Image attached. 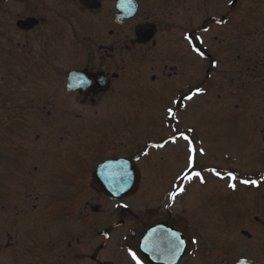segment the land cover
I'll use <instances>...</instances> for the list:
<instances>
[{
    "label": "flooded vegetation",
    "instance_id": "obj_1",
    "mask_svg": "<svg viewBox=\"0 0 264 264\" xmlns=\"http://www.w3.org/2000/svg\"><path fill=\"white\" fill-rule=\"evenodd\" d=\"M16 2L27 11L17 29L36 24L18 29L26 71L0 81V180L28 167L26 181L0 186L10 202L0 207V250L11 260L3 264H136L129 251L140 264H200L189 207L175 210L188 190L179 191L189 158L175 171L187 145L176 135L146 138L142 112L164 92L174 106L201 95L213 118L264 125V0ZM39 27L42 54L29 35ZM158 147L176 154L150 156ZM116 159L140 175L129 197L106 196L94 180ZM148 164L158 181L143 178ZM151 183L172 189L160 205L137 197Z\"/></svg>",
    "mask_w": 264,
    "mask_h": 264
},
{
    "label": "rangeland",
    "instance_id": "obj_2",
    "mask_svg": "<svg viewBox=\"0 0 264 264\" xmlns=\"http://www.w3.org/2000/svg\"><path fill=\"white\" fill-rule=\"evenodd\" d=\"M24 6L25 3L16 0H0V81H10L12 71H26L25 68L20 69L17 62L23 58L21 55L27 52V36L20 34L16 27L17 19L27 15ZM42 30L44 29L39 27L29 34L36 40L33 51L40 54L44 48L37 36ZM37 62L39 60L35 59L34 63ZM182 81L184 79H181ZM181 82L178 80V84ZM1 87L0 92L5 89ZM12 88L6 92H11ZM19 91H22V88L19 87ZM168 97L164 92L157 106L146 107L142 112L144 123L141 128L146 138L158 134V141H163L162 135H165V139L168 135H176L184 140L180 145L185 141L192 144L194 151L189 155L185 151L182 160H174L176 164L181 165L175 169L180 174L190 156L189 176H192L191 186H187L184 197L176 202L175 210L182 213L186 212V206L189 207L187 208L192 215L195 245L204 249L201 254L204 258L199 260L200 264H221L223 260L232 264L240 258H252L264 264V125H255L253 121L246 119L229 122L219 120L215 115L216 118H213L211 109L202 104L201 95L184 103L183 108H180L181 104L174 106ZM85 117L88 118L86 115ZM116 138L114 141L121 139ZM160 150L162 149L159 147L158 150L151 149L150 156L158 158L162 157L163 153H175H172L171 149L167 152ZM27 168L26 166L21 171L20 176H14L4 170L0 180L3 185L0 186L6 189L16 181H26ZM156 171L148 164L143 178L158 181ZM229 174L236 179H229ZM162 176L170 175L161 173L159 177ZM242 180L249 183H241ZM5 181L9 184L5 185ZM252 181H256V184L253 185ZM230 184H235V188L230 187ZM169 191H172L169 185L160 188L152 184L142 189L137 197H142L145 193L152 204L160 205ZM9 203L0 201V207H10ZM254 216L258 217V222ZM5 259L7 262L11 261L9 253H2L0 250V264H3Z\"/></svg>",
    "mask_w": 264,
    "mask_h": 264
},
{
    "label": "water",
    "instance_id": "obj_3",
    "mask_svg": "<svg viewBox=\"0 0 264 264\" xmlns=\"http://www.w3.org/2000/svg\"><path fill=\"white\" fill-rule=\"evenodd\" d=\"M35 24L36 22H34V20H27V21H20L18 26L21 29L27 30V29H31ZM74 77L75 75H72L71 79ZM130 165L131 164H129L125 160L109 161L108 163L98 168L97 172L94 174V178L100 184L102 191L107 195L116 198H119L120 196H128L133 193L138 181V173H136V171H133V168ZM129 170L131 171V173L127 172ZM111 183L115 185L114 189L112 188L108 189L107 185H110ZM157 229L160 228L158 227L151 231V236L155 235L154 232H156ZM223 264H228V263L225 262ZM236 264H256V263L247 260H240Z\"/></svg>",
    "mask_w": 264,
    "mask_h": 264
},
{
    "label": "snow or ice",
    "instance_id": "obj_4",
    "mask_svg": "<svg viewBox=\"0 0 264 264\" xmlns=\"http://www.w3.org/2000/svg\"><path fill=\"white\" fill-rule=\"evenodd\" d=\"M189 42H190V43L192 42V39H191V38H189ZM193 50L195 51L196 49L194 48ZM187 98H188V99H191L192 97L189 96V97H187ZM169 111H171V110H169ZM183 138H184V139H187V137H183ZM189 151L191 152V151H194V150L191 149V148H189ZM196 175L199 176V173H197ZM185 178H187V176H185ZM229 179H231V180H235L236 177H235V176H232L231 174H229ZM240 182H241V183H244V184H248V183H249V181H247V180H242V181H240ZM251 183H252L253 185H255V184H256V181H252ZM229 186L232 187L233 189L235 188V184H230ZM179 191H183V189H179ZM170 198L174 200V198H175V194H173ZM181 243H182V241H181ZM129 255L132 257V259H133L134 261H136V264H140V261H139L138 258L136 257L135 253H132L131 251H129Z\"/></svg>",
    "mask_w": 264,
    "mask_h": 264
}]
</instances>
